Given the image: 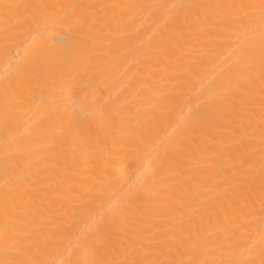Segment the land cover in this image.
<instances>
[{
	"label": "bare ground",
	"instance_id": "1",
	"mask_svg": "<svg viewBox=\"0 0 264 264\" xmlns=\"http://www.w3.org/2000/svg\"><path fill=\"white\" fill-rule=\"evenodd\" d=\"M0 264H264V0H0Z\"/></svg>",
	"mask_w": 264,
	"mask_h": 264
}]
</instances>
